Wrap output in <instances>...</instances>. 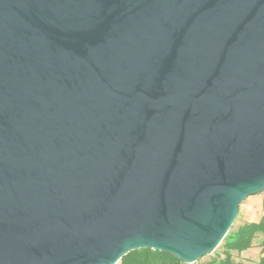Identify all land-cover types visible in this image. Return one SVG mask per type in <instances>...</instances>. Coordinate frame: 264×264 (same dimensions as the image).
<instances>
[{
    "label": "water",
    "instance_id": "95a60500",
    "mask_svg": "<svg viewBox=\"0 0 264 264\" xmlns=\"http://www.w3.org/2000/svg\"><path fill=\"white\" fill-rule=\"evenodd\" d=\"M262 192L264 0H0V264H194Z\"/></svg>",
    "mask_w": 264,
    "mask_h": 264
},
{
    "label": "trees",
    "instance_id": "16d2710c",
    "mask_svg": "<svg viewBox=\"0 0 264 264\" xmlns=\"http://www.w3.org/2000/svg\"><path fill=\"white\" fill-rule=\"evenodd\" d=\"M264 208V198L262 202ZM261 236L260 246L264 252V216L257 222H246L235 231L228 232L223 239L221 259L217 264H234L231 260V252H241L252 246L254 239ZM118 264H183L172 255L156 252L148 249L132 251L121 258ZM258 264H264V256Z\"/></svg>",
    "mask_w": 264,
    "mask_h": 264
},
{
    "label": "rangeland",
    "instance_id": "374dc122",
    "mask_svg": "<svg viewBox=\"0 0 264 264\" xmlns=\"http://www.w3.org/2000/svg\"><path fill=\"white\" fill-rule=\"evenodd\" d=\"M261 194V193H260ZM263 206L259 195L248 196L240 205L237 217L230 228L229 232L235 231L240 225L246 222H257L260 219ZM208 256H204L194 264H217L218 260L221 259L222 244Z\"/></svg>",
    "mask_w": 264,
    "mask_h": 264
},
{
    "label": "crops",
    "instance_id": "0c3cea01",
    "mask_svg": "<svg viewBox=\"0 0 264 264\" xmlns=\"http://www.w3.org/2000/svg\"><path fill=\"white\" fill-rule=\"evenodd\" d=\"M261 203L263 202L264 192L258 194ZM264 216V208L261 212L260 218ZM261 236H258L254 239L252 246L244 251L236 252L232 251L231 260L234 264H258L259 259L264 256V252L262 251V247L260 246Z\"/></svg>",
    "mask_w": 264,
    "mask_h": 264
}]
</instances>
